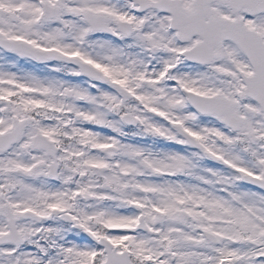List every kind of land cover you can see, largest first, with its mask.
<instances>
[{"label": "snow or ice", "instance_id": "obj_1", "mask_svg": "<svg viewBox=\"0 0 264 264\" xmlns=\"http://www.w3.org/2000/svg\"><path fill=\"white\" fill-rule=\"evenodd\" d=\"M0 264H264V0H0Z\"/></svg>", "mask_w": 264, "mask_h": 264}]
</instances>
